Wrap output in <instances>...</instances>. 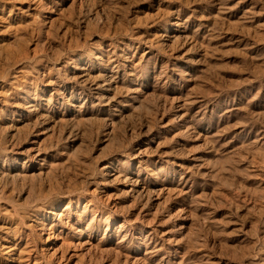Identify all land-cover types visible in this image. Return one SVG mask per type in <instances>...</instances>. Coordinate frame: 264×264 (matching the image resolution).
<instances>
[{"label": "rangeland", "instance_id": "374dc122", "mask_svg": "<svg viewBox=\"0 0 264 264\" xmlns=\"http://www.w3.org/2000/svg\"><path fill=\"white\" fill-rule=\"evenodd\" d=\"M0 264H264V0H0Z\"/></svg>", "mask_w": 264, "mask_h": 264}]
</instances>
